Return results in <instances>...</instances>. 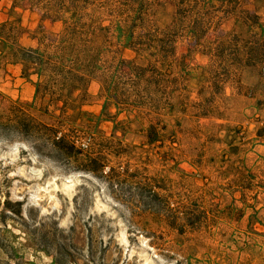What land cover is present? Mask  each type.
Returning <instances> with one entry per match:
<instances>
[{
  "label": "rangeland",
  "instance_id": "rangeland-1",
  "mask_svg": "<svg viewBox=\"0 0 264 264\" xmlns=\"http://www.w3.org/2000/svg\"><path fill=\"white\" fill-rule=\"evenodd\" d=\"M49 1L70 11L52 20ZM35 2L0 0V24L21 17L20 44L37 48V60L65 53L76 76L54 74L55 93L37 97L39 69L29 79L0 51V264H56L44 249L54 239L76 258L67 264H264V68L215 50V36L192 46L170 1ZM242 5L264 20V0ZM74 9L77 31H68ZM222 28L232 31L235 18ZM155 44L161 53L142 49ZM23 112L27 127L16 124ZM31 117L71 128L108 166L77 170L38 152ZM150 126L163 145L146 143ZM133 174L166 197L159 212L137 199L149 187H135ZM169 209L188 216L180 229Z\"/></svg>",
  "mask_w": 264,
  "mask_h": 264
},
{
  "label": "trees",
  "instance_id": "trees-1",
  "mask_svg": "<svg viewBox=\"0 0 264 264\" xmlns=\"http://www.w3.org/2000/svg\"><path fill=\"white\" fill-rule=\"evenodd\" d=\"M27 1L31 6L36 4V0H23ZM45 1V0H44ZM170 1L176 8V20L184 23L187 32L191 36V45L198 46L204 39L209 41L207 35L215 36L213 40L214 49L224 51L231 49L234 57L233 60L241 61L245 66L259 65L264 68V20L261 16L246 7H244V0H165ZM44 8L47 11V15H51L52 20H57V16L60 13L68 12L70 9H66L64 6L57 4L53 1L44 2ZM28 7V6H27ZM134 13H141V5L134 6ZM72 11L69 18L64 19L66 24V30L77 31V25L79 23L78 16ZM56 15V16H55ZM233 17L235 18V28L232 31H226L222 28V21ZM21 17L15 20H8L0 24V51L1 53L7 52L12 57V61L15 63H22L24 65L23 73L30 79V75L36 72L39 76L38 81H33L36 88V96L45 97V95L52 91L54 85L51 84V80L55 81L54 77H64V79L71 80L76 76L75 62L72 58L66 56V54H55L56 60L52 59V56H46L40 60L34 56V53L38 52L37 48L24 47L19 42V30H21ZM134 37V33L131 32L128 36V40ZM210 42V41H209ZM62 51H67V47H58ZM148 51L154 50L160 52L163 49V44H155L150 46ZM46 50L43 54H46ZM161 53V52H160ZM45 56V55H44ZM123 62L131 63L130 61L122 60ZM37 67V68H35ZM139 68H142L140 66ZM33 71V72H31ZM50 71L51 75L49 80H41V76ZM55 74V76H53ZM69 78V79H68ZM77 78L83 82V87H86V78L77 75ZM58 80V79H57ZM61 80V79H60ZM85 80V82H84ZM59 81V80H58ZM59 83V82H56ZM66 82H64L65 84ZM68 84V83H67ZM63 85V84H61ZM66 85V84H65ZM55 90V89H54ZM52 93H55L52 91ZM57 98L52 101L53 104L60 100ZM52 105V104H50ZM68 102L63 101V104L59 106L61 110L67 107ZM48 113L49 105L45 108ZM52 113V112H51ZM22 118L16 120V124L21 127H27L26 121L30 116L23 112ZM67 116V115H64ZM27 117V118H26ZM31 120L35 124L36 128V140L34 143L38 152L47 150L46 156L56 161L65 159L72 160L76 163L75 168L77 170L96 171L98 167L108 166L109 161L108 154L101 149L95 150L90 141L88 143L81 140L79 135L73 134L71 128L64 130L62 127L55 124H49L40 122L38 120ZM154 127L150 126L148 133L146 134V143L155 145L157 143H164V140L160 138V133L153 130ZM260 135H263L262 129L259 130ZM83 139V138H82ZM114 156L120 159L122 154L114 151ZM132 182L135 187H149L148 194L144 192L137 195V199L140 202L149 206V210L157 213V209L153 208L154 205L160 203L161 199L166 198L159 191L155 190V184L151 181L139 180L136 174H133ZM113 182V181H112ZM165 200V199H163ZM166 201V200H165ZM10 201H5L6 210H9ZM20 206L21 203L19 202ZM156 209V210H155ZM21 208L14 210L16 214H21ZM159 212V211H158ZM166 213L168 215L169 223L172 227L179 228L189 219L188 216H181L172 209H169ZM188 218V219H187ZM61 232L64 230L61 229ZM38 239V238H37ZM0 243H2L0 241ZM38 245V244H37ZM46 251H50L49 247L53 249L54 262L56 264H67L76 262V258L72 256V253L67 247L66 243L57 242L56 239L52 240L50 245L44 246ZM95 260L94 253L90 255L89 261ZM1 262V261H0ZM33 264V263H32Z\"/></svg>",
  "mask_w": 264,
  "mask_h": 264
}]
</instances>
